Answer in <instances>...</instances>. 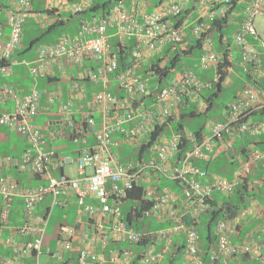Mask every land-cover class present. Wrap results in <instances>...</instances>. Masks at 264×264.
Segmentation results:
<instances>
[{"label":"built area","instance_id":"1","mask_svg":"<svg viewBox=\"0 0 264 264\" xmlns=\"http://www.w3.org/2000/svg\"><path fill=\"white\" fill-rule=\"evenodd\" d=\"M33 0H9L8 5L1 9L5 11V25L9 27V35L6 43L0 42V74L11 73L13 65L19 60L14 58L15 51L20 47L24 29V23L32 9ZM212 5L219 6L220 15L231 7L232 0H204ZM90 0H83L78 4H72L70 10L73 13L83 12L89 5ZM140 7V6H139ZM126 9L119 3L115 4L109 15L95 18L93 21H85L81 29L75 35L63 34L56 42L41 44L37 48L36 62L28 64L34 76L40 73L52 72L62 57L68 58L71 63H82L91 58L101 59L103 64L92 70H86L82 77L93 82L101 83L106 87L109 76L117 70L118 60L111 51V44L107 34L109 26H116L117 34L123 40L135 37L137 42L150 52L161 49L162 45L173 43L175 46L185 41L186 32L171 21L172 16H178L182 7L176 0L168 1L160 5L154 11H141L143 6ZM139 12V13H138ZM264 15V0H251L245 8V16L234 42L242 51V65L248 71L250 65H254L258 75H264L260 55L249 37L264 39V33L257 32L255 20L257 16ZM213 16V14H212ZM209 28L203 21L195 25L192 32L195 36H201ZM3 25L0 23V38L3 36ZM86 34L92 35L87 38ZM175 48V47H174ZM173 48V49H174ZM206 53L201 57L199 66L208 69L219 62V55L209 43L205 44ZM120 88L131 97L142 98L148 93L145 80L137 74L136 67H131L119 72L116 76ZM211 82L203 83L196 72L185 69L178 77L171 81L170 86L163 87L157 94L159 110L157 113L144 112L143 121L138 126L126 130L120 124L107 121L103 128H97L93 112L101 109L108 116L110 110L115 107L121 98L112 92L105 90L95 91L88 105L81 109H75L70 100H61L58 112L61 116V124L64 129H71L72 138L76 141L87 143V133L94 134L96 143L92 146L83 147L78 155L58 153L54 149L47 148L50 141L58 138L62 133L59 130L44 131L42 126L35 123L34 118L41 108L42 93L33 87L30 92L22 93L12 84L0 85V100L12 99L15 109L12 112H0V127L10 129L28 136L31 147L26 149L21 157L0 155V172L17 169L21 172H31L41 182L36 186H21L13 175L0 174V196L3 199L1 214L0 235L2 227L9 225L10 206L17 196H22L25 203V217L19 227H10L11 236L6 239L7 244H12L13 257H5L2 264H25L22 258L33 252H42L43 242L46 235V227L53 208L67 203L65 196L75 198L79 207L78 221L85 218L93 220L96 224L94 233L95 241L105 248L110 239L138 243L145 239V235L130 226L122 217L120 202L127 192L142 180H146L149 170L172 179L181 181L184 190L182 206L192 218L199 216L209 207L208 199L215 191L229 194L237 188L243 178L228 179L219 175H213L209 182H202L199 177H206V172L195 165L193 158L209 159L212 150L217 146L215 155L229 152L233 148L236 137L250 134L259 136L264 132V121H253L251 115L264 109V85H248L229 105L225 119L210 125L209 134L202 136L201 143H197L193 134L190 140L195 143L192 151L182 157H176L179 152L181 137L174 135L161 140L156 156L148 163L135 164L119 162L110 149L112 134L115 130L125 132L128 137L136 136L144 127L150 116L164 120L170 115L172 108H178L182 101V94L178 87L194 89L197 91L203 87H210ZM189 89V90H190ZM189 90L187 93H189ZM59 94L58 91L50 93L53 101ZM82 114L81 122L74 119L73 114ZM205 149V151H204ZM264 158V149H254L251 152L252 163H257ZM68 166H75L77 177L64 173ZM248 164L243 163L239 174L244 176ZM61 171V172H60ZM57 173V174H56ZM246 176V174H245ZM264 180V175H263ZM250 184L261 185V180H250ZM147 197L153 198L152 208L146 211L147 215H154L160 219L167 218L171 221L168 228L161 229L157 233V241L164 240L170 243L174 235L185 233L187 264H217V255L212 254L209 261L199 256L200 237L198 232L190 227L185 229L182 218L177 213L179 196L164 189L162 195H155L152 188L147 189ZM51 198L52 202L44 214L35 212L36 205ZM89 199H92L90 202ZM260 214L259 209L250 207L241 215ZM240 216L234 219L222 220L217 225L219 236V251L224 255L233 252H256L260 250L258 243L252 245L247 242L233 243L231 237L237 232ZM16 235L33 236V240L20 243L15 240ZM73 228L64 229L58 238L56 254L73 249V241L78 236ZM155 243L149 245L142 252H134L129 249L112 250L108 257L106 254L96 251L94 244L86 245L79 250L78 264H160L164 252L155 250ZM49 252L51 250L47 249ZM138 257V258H137Z\"/></svg>","mask_w":264,"mask_h":264},{"label":"crops","instance_id":"2","mask_svg":"<svg viewBox=\"0 0 264 264\" xmlns=\"http://www.w3.org/2000/svg\"><path fill=\"white\" fill-rule=\"evenodd\" d=\"M82 0H34L33 1V11L31 15L27 18L25 25H24V35L23 40L21 44V48L16 53L15 57L19 59L20 63L13 66V70L11 73L7 75H0V85L9 83L14 85L17 89H19L22 93H28L33 87H37L40 89H43L44 95L41 97V108L39 113L35 116L34 121L39 126H42L45 130L44 131H53V130H59L62 134L58 136V138L53 139L50 141L47 148L54 149L57 152H60L62 154L64 151H74L72 153H68V155H78L79 151L82 149V147L94 145L96 142V139L93 134L86 135L87 137V143H83V141L76 142L72 138V131L71 129L67 128L64 129L63 125L61 124V117L58 113V109L61 103V100L64 102L72 101L77 109L84 108L88 105L93 93L95 91H99L104 89V85L101 83L93 82L91 80L85 79L82 77V74L86 70H92L97 68L98 66L103 64V61L101 59H94L91 58L89 60H84L82 63H71L68 58L62 57L60 59L59 64H57L54 68V70L48 74L40 73L38 76H34L32 72L30 71V67L28 64L24 63L23 61H27L30 63L36 62V55L30 54L28 52H24L26 50V46H24L23 42L25 39L26 34V24L29 22V25H34L35 27H38V31L35 34V36L32 38L31 41H34L36 39H40L41 41L45 39H50L46 43H52L54 40H58V38L63 34H71L75 35L78 33V31L81 29V26L83 25V22L85 21H93L95 18L100 17V15H97V13L85 11L81 13H73L70 10L71 4L79 3ZM94 0H90V2L93 3ZM168 1L172 0H120L118 3L125 7L126 9H132L134 7H139V9L143 6L141 11H144L145 9L149 12L156 10L160 5L163 3H166ZM179 1V0H176ZM181 7H182V14L180 16H185L184 20L181 22L180 26L185 30L186 32V38L185 41L177 44L179 50L178 53L181 56V61L183 60V56H188L190 54L187 53H193L196 48H193L197 41V37L192 32V28L199 24L201 21L205 23H210L211 20L215 17H219L221 12H219V6L218 5H212L204 0H194V3L191 4L192 0H180ZM240 2L238 4H245L244 0H239ZM1 4H7L9 3V0H0ZM93 5V4H92ZM91 7V6H90ZM89 8V7H88ZM236 10V9H235ZM243 11V10H242ZM139 13V12H138ZM213 14V16H212ZM171 17V20L173 22H177L181 17ZM245 16L244 12H236L232 13V16L230 19V24L235 27V31L239 28L242 17ZM264 16V15H259ZM0 20L5 21V12L1 11L0 8ZM256 21V20H255ZM256 24V29L258 33L263 32L264 30V22L262 24H259V27ZM9 27L4 25V36L1 38V42L6 43L9 35ZM107 34L109 36V40L111 44L116 43L117 41L121 42L122 45H126L128 48L131 47L134 42H137L135 37H132L131 39H121L119 35L117 34V28L116 26H109L107 28ZM92 35L86 34V37L89 38ZM250 42L257 48V50L261 47L264 48V41L263 40H257L254 38L249 39ZM226 41V38H225ZM55 42V41H54ZM140 45V46H139ZM113 47V46H112ZM161 49H158L157 52H150L149 50L145 49L141 44H137L136 46H133L132 48V55H135V60L139 61L141 65L138 67L141 69L143 66L145 69L154 62L159 56H162L163 54L167 53L172 54V52L175 50H170V44H164L161 46ZM233 47L237 48L240 52V49L233 45ZM233 47H231L229 50L231 54H233ZM113 49L116 51L117 48L113 47ZM201 53L203 51V48H198ZM133 50L135 52H133ZM219 54H222L221 51L216 50ZM177 52V50H176ZM138 53V54H137ZM203 54V53H202ZM234 55V54H233ZM202 55H200L201 57ZM168 58V57H167ZM166 58V59H167ZM235 58V56H233ZM236 60V59H235ZM151 63V64H150ZM165 63L164 61L161 63V66ZM187 67H193L196 66H187ZM211 68L216 69V67L212 66ZM199 71V70H198ZM151 72H147V77H149V81L154 83L155 76L153 77ZM207 77L209 75L207 73L202 72ZM216 74V70H215ZM9 76V77H6ZM245 80V78H244ZM249 81L245 80V85H247ZM149 84V83H148ZM41 85V87H40ZM77 86V87H75ZM19 87V88H18ZM55 87V88H53ZM75 87V88H74ZM150 94L146 96V98L143 99H132V97L128 96L120 87L118 84V81L116 79H112L109 83L108 89L111 90L117 97L121 98V101L118 102L116 107H113L109 115L107 116L104 111L101 109H97L94 112V117L96 120V126L98 128H103L107 121H111L113 124L119 123V118L121 126H123L126 130H129L133 127H136L138 124H140L143 121L142 115L145 111H157L158 105L156 101V92L151 94V90H154L151 88V85L148 86ZM160 88V87H159ZM159 88H156L157 90ZM244 89V88H243ZM58 91L61 94H59L53 101L50 100V93ZM204 93V92H203ZM192 95L191 101L193 103L205 102V99L202 97L199 99L197 95ZM15 109V103L12 99H8L6 101L0 100V112H12ZM75 119L78 122H81V114L79 112L75 113ZM156 117L150 116V119L145 122V127L138 133V135L135 138L127 137L125 133L121 130H115L112 134V144L111 151L114 153L115 157L122 158V155L126 153V151L129 150L131 146H140L144 141L148 140L149 132L151 131L154 123H156L158 120L154 119ZM253 121L258 120H264L263 117H260V115L253 116ZM15 134L19 136L20 139H23L26 141V145H22L18 141L15 140ZM264 137V133L262 137H257L256 141L254 139L250 140V137L248 138L251 142H262L261 139ZM252 138V137H251ZM15 144L17 147V151H20L19 153L14 154L21 155L22 152L28 148L31 147V143L29 141V138L27 135L19 133V132H13L10 129H8L6 126L0 127V149H6L7 147L11 146V144ZM245 144V143H244ZM248 144V143H247ZM72 145H76L74 148ZM259 147H264L263 144H259ZM78 147V149H77ZM251 147V145H250ZM0 154L7 155L11 153H4L3 151H0ZM13 155V154H12ZM123 161V160H122ZM126 162V161H125ZM74 169V171L72 170ZM15 169H12L10 171H1L0 174L3 175H13L14 178L19 181L18 177H26L29 181L36 183L38 181L35 180V176L32 177L30 174H27V172H23L21 174H18V172H14ZM68 170V171H67ZM61 172V171H60ZM64 173H66L69 176L77 177L78 172L75 166H70L69 169L67 167L64 169ZM57 174V173H56ZM67 198V203L63 206L64 208L71 209V211H74V217L71 218L73 223L66 224L65 222H62L61 225H73L75 223L77 213H78V205L75 200V198L71 195L65 196ZM92 199H89L88 201H91ZM52 199L47 198L44 202L40 203L36 207V212L40 214H44L48 207L51 205ZM24 199L22 196H18L14 200L13 204V210L15 211V216H18L21 218L24 214ZM1 201H0V213H1ZM260 208V207H259ZM64 216L66 219H69L68 213L64 212ZM254 227H248V222L242 224L241 232L239 235H235L233 237V240L239 241L243 239H248L246 236H252L256 237L257 231H260L261 227H256V230L253 229ZM249 229V230H248ZM253 229V230H252ZM60 231V229H59ZM59 231L57 232V235L59 234ZM245 235H244V233ZM9 236V229L4 228L3 234L0 237V257L1 255H12V250L10 248H5L3 246V239L5 237ZM31 237H26V239H29ZM79 242H75V246L78 245ZM161 246V244H160ZM123 247V246H120ZM52 248V247H51ZM53 249V248H52ZM77 256V251H73L72 255L69 254L68 258H71L72 256ZM25 263L32 264L34 262V258L31 256L30 258H24ZM61 261V260H60ZM59 261V262H60Z\"/></svg>","mask_w":264,"mask_h":264},{"label":"trees","instance_id":"3","mask_svg":"<svg viewBox=\"0 0 264 264\" xmlns=\"http://www.w3.org/2000/svg\"><path fill=\"white\" fill-rule=\"evenodd\" d=\"M120 0H94L93 1V5H90L89 8H87L85 11H90V12H94L97 13V15H100L102 17H105L107 15H109L112 7L118 3ZM245 4H238L240 1L239 0H232V5L230 8H228L223 15H220L219 17H215L211 20L210 23H207L209 25V28L202 33V35L200 37H197V41L195 43V45L193 46V48H201L204 41L207 39H210L211 34H215V33H219V47L221 49L222 52V59L221 61L218 63L217 67H216V76L217 78L215 80L209 81L208 77L205 75H201L203 73H201L200 71L198 72L196 69V72H198V78L203 82H211V86L207 88L208 94L207 93H203V89H199L197 91H194V89H190V87H188L187 89H183L181 87H178L180 94H182L183 99L180 103V107H179V112H172L169 116L166 117L165 120L163 121H157L156 123H154L151 131L149 132V137H148V141H144V143H142V145L139 146V158L141 159L143 157V155H145V153L149 150H151L153 148V145L159 141L160 139H162L165 135H174L177 134L179 136H181L182 140H181V144H180V153H183L185 151H187L188 149L191 148V142L188 140L187 137V125H186V120L187 119H196L199 116H202V114H204L205 110L209 111L214 103V98L216 96H218V92L222 90V85L224 83V81L226 80V78L228 77L229 73L234 70L236 67L235 66V58H233V54H231L230 52V48L233 47V43L229 40H227L226 37V33H225V28L229 26V22H230V17L232 16V13H238V12H244L246 6L248 5V3L251 2V0H244ZM1 4V2H0ZM3 6H5L6 4H2ZM236 9V10H235ZM243 10V11H242ZM182 14V13H181ZM186 16V15H185ZM185 16H180L181 19H179L177 22H175V25L180 26L181 22L184 20ZM242 20L240 19V21L242 22L244 19V16H241ZM175 18V17H174ZM132 38V37H131ZM130 38V39H131ZM226 38V41H225ZM41 40L38 38L34 41H31L29 43V45L26 47V50L24 52H27L29 49L33 48L35 45H37ZM138 44V42H134L132 45H130L131 47H127L126 45H122L121 42L117 41L116 43L111 44V49L112 51L116 54L117 56V60H118V66H117V70L114 74H111L109 76V81L106 84L105 90H108L110 92H112L111 90L108 89L109 83L111 82L112 79H116V76L119 72L126 70L128 68L131 67H136V72L138 71V67L141 65V63L137 60H135V55H132V48L133 46H136ZM170 50H173V48L175 49L172 54H163L162 56H159L156 61H154L149 67L148 69H145V74L147 75V72H151L150 74H152V76H155V81L154 83L151 85L152 89L151 90V94L156 92V95L159 93V91L166 86H170L171 85V80L173 77H175L176 75H178L180 72H182L183 68L178 70L177 72H174L175 68L178 66V64L181 62V55L182 53H178V46L173 43H169ZM212 44V43H211ZM117 48V50L115 51L113 49V47ZM140 46V45H139ZM235 49V47H233ZM177 50V52H176ZM239 51V50H238ZM133 52H135L133 50ZM154 52H157V50H155ZM259 55H260V59H261V63L263 65V69H264V48L261 47L258 49ZM138 54V53H137ZM187 54H192V53H187ZM240 54V58L242 61V52H239ZM168 57V58H167ZM167 58V59H166ZM165 59V63L161 66V63L164 61ZM242 69L244 78L246 81H250L252 80L253 82H260L261 84L264 85V78H261L260 80L255 81V78H257V72L255 69L254 65H250L248 67V71L244 70V66L240 67ZM239 68V69H240ZM202 70H206V69H202ZM138 74V72H137ZM140 75V74H138ZM141 76V75H140ZM144 79L143 76H141ZM261 77V76H259ZM117 80V79H116ZM118 81V80H117ZM147 87L149 86L147 80H145ZM119 84V82H118ZM77 87V86H75ZM74 87V88H75ZM120 87V84H119ZM160 87V88H159ZM37 88V87H36ZM156 88H159L158 90ZM190 89V90H189ZM103 90V89H102ZM189 90V93H187V91ZM31 91V90H30ZM29 91V92H30ZM113 93V92H112ZM148 94H150L149 92V88H148ZM193 93L198 95V98L200 97H204L205 102H206V107L205 110H201L197 107L196 103H193L191 101L190 96L193 95ZM114 94V93H113ZM147 94V95H148ZM157 97V96H156ZM75 107V105H74ZM75 109H77L75 107ZM59 113V112H58ZM81 114V113H80ZM60 115V114H59ZM75 113L73 114V117L75 119ZM260 115V117H263L264 119V109L263 111H256L252 114L253 116H257ZM61 117V116H60ZM82 117V114H81ZM61 121V120H60ZM171 128V130H169V128ZM203 130V127L198 129V130H194L192 131L193 134H195L196 137V142L200 143L202 136H201V131ZM262 137V136H261ZM254 139L256 141L257 138L252 137L250 138V140ZM248 138H245L244 140H241V138H239L238 140L235 141L234 144V153L230 152V153H222L220 154L215 160H209V161H202V160H198L195 159V162L202 167L203 169H205L209 175L212 173H217L220 174L226 178H233L234 173L236 171V169L239 168L240 166V156L242 157H248L249 155V149H248V145L250 143V141H248ZM261 143L260 142H255L256 147H259V144H263L264 145V137L261 139ZM245 143V144H244ZM248 143V144H247ZM260 148H264V147H260ZM181 156V155H179ZM121 162H123L120 159ZM264 161L259 163L257 172H262L263 168H264ZM224 167H226V169H224ZM255 168V167H253ZM255 169H253L252 171H254ZM14 172H18V174H21L23 172H19L18 170H14ZM19 181L21 184L23 185H35V183L29 181L28 179H26V177H18ZM36 176H35V180H36ZM160 181L162 182L160 187L163 186H167L170 187L171 189H176L177 187H180V182L179 180H169L165 177L159 176ZM248 179H245V182L243 184H241L240 186L237 187V189L235 190V192L233 193V195L231 196H223L219 193H215L214 197L212 198V200H210V206L208 211H206V213L200 218V220L198 221V219H189L188 217L185 218V222L187 225H191L194 228H196V230L199 232L200 236H201V246H204L206 250L210 249L209 247L213 244H215L216 241V234H215V228L217 225V222L219 220L222 219H226V218H232L234 216H236L240 210L243 207H246L248 205L249 199L250 197H258L260 199L264 198L262 196H264V187H261L260 189H256L253 188L251 190L248 189V185H247V181ZM173 184V185H172ZM177 186V187H176ZM146 185H139V186H134L133 189L129 190L127 192V195L124 197V199L122 200V217L123 219H125L127 221V223L129 225H131L132 227H134L135 229H137L140 232H147L142 230V227L145 228V221L148 219L147 216L145 215V212L147 210H149L152 205H153V199H150L149 197H147V192L145 190ZM177 188V192H179ZM180 193V192H179ZM1 216V214H0ZM16 218L15 217V211L12 209V216H11V222L12 223H17V220L13 219ZM19 220V219H18ZM0 223H1V219H0ZM258 224H264V220H252L251 218L248 219V227H255ZM165 227L167 226L166 223L165 224H156V228L157 227ZM249 230V229H248ZM62 232H64V230L60 229L59 231V236H61ZM244 233V231H243ZM11 235V230L9 229V236ZM245 235V233H244ZM7 236V238L9 237ZM17 240L19 242H26V241H30L31 238L26 239L24 237H20L17 238ZM148 238L146 237L145 239H142V241L138 242V243H129L127 242L126 244L128 246H144L146 245L148 242L147 241ZM101 245V244H99ZM116 245H119L118 243H116L114 240H110L107 244V246L105 248H102L101 246L97 249V251L99 253H104L106 254V257H108L110 251H112L114 248H116ZM206 245V246H205ZM126 245H123L124 248H130ZM42 252L39 254V260L42 264H49L50 262H42L41 261V257L43 254H47L51 257H55L53 253L47 251L46 247H42ZM183 246L179 247L178 251L180 253V251H182ZM136 249V248H133ZM69 252V251H68ZM67 252V253H68ZM37 254L36 252H33V258L34 260H37ZM179 257H174L173 255L166 257V259L164 260V262H162V264H179ZM66 258V257H65ZM77 259V257L74 255L69 259H66L63 263L59 262L57 264H74V260ZM247 257H243V260H246ZM253 263L255 264H260V262L258 260H255ZM78 264V261H77ZM238 264H243V263H238ZM261 264H264L261 263Z\"/></svg>","mask_w":264,"mask_h":264},{"label":"clouds","instance_id":"4","mask_svg":"<svg viewBox=\"0 0 264 264\" xmlns=\"http://www.w3.org/2000/svg\"><path fill=\"white\" fill-rule=\"evenodd\" d=\"M34 1V0H33ZM33 1H32V9H31V12H30V14H29V16L31 15V13H32V11H33ZM83 1V0H82ZM81 1V2H82ZM178 2V1H177ZM80 3V2H79ZM75 4H78V3H75ZM117 4V3H116ZM72 5V4H71ZM90 5H92V2L90 3ZM89 5V6H90ZM181 5V4H180ZM0 6H1V4H0ZM88 6V7H89ZM87 7V8H88ZM1 8V7H0ZM86 8V9H87ZM85 9V10H86ZM85 10L83 11V12H85ZM1 11H4V10H2L1 9ZM5 12V11H4ZM82 12V13H83ZM81 13V12H80ZM182 13V12H181ZM181 13H180V15H181ZM75 14H77V13H75ZM180 15H178V16H172V17H179ZM5 16H6V14H5ZM28 16V17H29ZM27 17V18H28ZM100 17H102V16H100ZM99 17V18H100ZM5 19H6V17H5ZM171 19V18H170ZM27 20V19H26ZM172 21V20H171ZM5 22H6V20L3 22V21H1L0 20V23L3 25V29H4V25H5ZM26 22V21H25ZM173 22V21H172ZM173 23H175V22H173ZM24 25H25V23H24ZM193 29V28H192ZM237 31H238V29H237ZM236 31V32H237ZM258 32V31H257ZM66 34H68V33H66ZM236 34V33H235ZM260 35L262 34V33H259ZM23 35H24V29H23ZM23 35H22V40H23ZM71 35V34H70ZM3 36H4V32H3ZM2 36V37H3ZM62 36V35H61ZM60 36V37H61ZM1 37V38H2ZM59 37V38H60ZM196 37H198V36H196ZM200 37V36H199ZM1 38H0V42H1ZM58 38V39H59ZM250 38H253V37H249V39ZM255 39V38H254ZM257 40H260V39H257ZM261 40H263L264 41V39H261ZM110 41V40H109ZM250 41V40H249ZM56 42V41H55ZM1 43H3V42H1ZM44 43H46V42H44ZM44 43H42V44H44ZM52 43H54V42H52ZM206 43H209L210 44V46H211V42L207 39V40H205L204 41V43H203V45H202V48H203V54H202V56L206 53V49H205V44ZM235 43V42H234ZM21 44H22V41H21ZM46 44H50V43H46ZM110 44H111V42H110ZM252 44V43H251ZM39 45H41V44H39ZM38 45V46H39ZM253 45V44H252ZM235 46L236 47H238V45H236V43H235ZM212 47V46H211ZM255 47V46H254ZM20 48H21V45H20V47L15 51V53H14V58L15 59H17L16 57H15V55H16V53H18V51L20 50ZM38 48V47H37ZM213 48V47H212ZM239 48V47H238ZM214 49V48H213ZM240 49V48H239ZM255 49L257 50V48L255 47ZM111 51H112V49H111ZM214 51H216L215 49H214ZM240 51H241V49H240ZM258 51V50H257ZM113 52V51H112ZM242 52V51H241ZM153 53V52H152ZM216 53L219 55V62L221 61V59H222V55L221 54H219L217 51H216ZM259 53V52H258ZM36 56H37V52H36ZM201 56V57H202ZM201 57H200V60H201ZM17 60H19V59H17ZM200 60H199V62L197 63V65H196V67L195 68H193V67H185V68H183V70H182V72L185 70V69H187V68H191V69H193L195 72H196V69H201L200 68V66H199V63H200ZM218 62V63H219ZM19 63H20V61H19ZM18 63V64H19ZM14 65H16V64H14ZM13 65V66H14ZM218 65V64H217ZM217 65H215L214 67H217ZM211 68V67H210ZM210 68H208V69H210ZM12 70H13V68H12ZM12 72V71H11ZM182 72H180L178 75H176L175 77H178ZM258 73V72H257ZM256 73V74H257ZM196 74H197V72H196ZM1 75V74H0ZM259 76H261V75H258L257 74V78H255V81H257V80H260L261 78H264V75L263 76H261V77H259ZM175 77H173L172 78V80L175 78ZM171 80V81H172ZM259 84H261L260 82H253L252 80H250L248 83H247V85L245 86V87H247L248 85H259ZM244 87V88H245ZM148 88V87H147ZM127 94V93H126ZM194 94V96L195 95H197V94H195V93H193ZM128 95V94H127ZM128 96H130V95H128ZM146 96H148V95H146ZM146 96L145 97H142V98H134V97H132V99L134 100V99H143V98H146ZM157 96V95H156ZM193 96V97H194ZM198 96V95H197ZM131 97V96H130ZM190 97H192V96H190ZM203 99H204V97H202ZM183 99V98H182ZM199 99H200V97H199ZM156 101H157V97H156ZM157 105H158V103H157ZM116 107V106H115ZM179 107H180V105H179ZM179 107L178 108H172V110H171V113L172 112H176V113H178L179 112ZM206 107V106H205ZM229 108V107H228ZM97 110V109H96ZM158 110H159V105H158ZM158 110L157 111H151V112H153V113H157L158 112ZM260 111H263V110H260ZM94 112H95V110H94ZM94 112H93V116H94ZM145 112H148V111H145ZM170 113V114H171ZM152 117H155V116H152ZM251 117H252V115H251ZM94 119H95V117H94ZM150 119V118H149ZM148 119V120H149ZM154 119H156V120H158V121H163V120H161V119H159L158 117H156V118H154ZM166 119V118H165ZM164 119V120H165ZM225 119V118H224ZM223 119V120H224ZM147 120V121H148ZM223 120H220V121H218V122H221V121H223ZM96 121V120H95ZM259 121H264V120H259ZM212 125V124H211ZM138 126V125H137ZM123 127V126H122ZM144 127H145V122H144ZM143 127V128H144ZM9 128V127H8ZM98 128V127H97ZM124 128V127H123ZM134 128V127H133ZM142 128V129H143ZM100 129V128H99ZM132 129V128H131ZM141 129V130H142ZM12 130V129H11ZM130 130V129H129ZM14 131V130H13ZM17 132V131H16ZM125 133V132H124ZM264 133V132H263ZM263 133L261 134V135H259L260 137L261 136H263ZM89 133H87V135H88ZM90 134H92V133H90ZM190 134H193L192 133V131L191 130H188V132H187V137H188V140L191 142V148L190 149H188L187 151H185V152H183V153H180V149H179V152H177V154L175 155L176 157L178 156V157H182V156H184L185 155V153H187V152H189V151H192L193 150V148H194V146H195V143L192 141V140H190V138H189V135ZM209 134V131H205V130H202L201 131V136H203V135H208ZM94 135V134H93ZM126 135V134H125ZM138 135V134H137ZM136 135V136H137ZM174 135H177V134H174ZM174 135H165L163 138H165V137H172V136H174ZM194 136H195V134H193ZM127 136V135H126ZM136 136H134V137H131V138H135ZM179 136V135H178ZM245 136H250V137H255V138H257V137H259V136H252V135H250V134H246V135H243V136H238V137H236L235 138V140H234V143H233V148H232V150H230L229 152H227V153H230V152H232V153H234V144H235V141L236 140H238L239 138H241V137H245ZM95 137V136H94ZM128 137V136H127ZM181 137V136H180ZM162 138V139H163ZM86 139H87V137H86ZM96 139V138H95ZM162 139H160L159 141H157L154 145H153V148H154V151L152 152V154L149 156V158L146 160V158H145V156L143 155V157L141 158V159H139V162L138 163H135L134 162V160H132V161H123L122 163H130V162H133V163H135V164H144V163H148L153 157H155L156 156V151H157V148H158V146H159V144H160V142H161V140ZM195 139H196V137H195ZM181 140H182V138H181ZM88 141V140H87ZM148 141V140H147ZM201 141H202V139H201ZM146 142V141H145ZM96 143V142H95ZM201 143V142H200ZM111 144H112V141H111ZM181 144V143H180ZM142 145V144H141ZM250 145H251V147H250ZM90 146H92V145H90ZM83 148V147H82ZM110 148H111V146H110ZM248 149H249V155H248V157H242V156H240L239 158H240V160H239V162H240V166H239V168L238 169H236V171H235V173H234V176H233V178H228V179H235L236 177H239L240 179L241 178H243V181L241 182V181H239V183H238V186H240L241 184H243L244 182H245V179H248L246 182H247V185H248V189L249 190H251V189H253V188H256V189H260L261 187H264V180H263V175H264V168H263V171L262 172H257V169H258V166H259V163H261V162H263L264 161V158L263 159H261L259 162H257L256 164L255 163H252V161H251V152L254 150V149H264V148H260V147H256V144H255V142H251V143H249V145H248ZM25 151V150H24ZM23 151V152H24ZM204 151H205V149H204ZM215 151H217V146L212 150V152H211V157L209 158V159H202V158H193V162L195 163V165H197L198 167H200L196 162H195V159H198V160H202V161H209V160H215L220 154H222V153H226V152H222V153H220V154H218V155H215ZM22 152V153H23ZM58 153H60V152H58ZM114 154V153H113ZM0 155H3V154H0ZM179 155H181V156H179ZM7 156V155H6ZM11 156H14V155H11ZM14 157H16V156H14ZM116 159L119 161V162H121L120 161V158H118V157H116ZM243 163H247L248 164V169L246 170V172L244 173V176H241L240 174H239V172H240V170L242 169V167H243ZM264 165V164H263ZM253 167H255V168H253ZM201 169H203L202 167H200ZM257 168V169H256ZM253 169H255L254 171H252ZM17 170V169H16ZM205 172H206V177H203V178H201V177H199V179L202 181V182H209V181H211L212 180V178H213V175H219V176H222V175H220V174H217V173H212V174H210L209 175V173L205 170V169H203ZM19 172H21V171H19ZM149 172V174L147 175V176H145V178L147 177V179L146 180H142L141 181V183L139 184V185H146V187H145V190H146V192H147V189L148 188H152L153 189V191H154V193H155V195H158V196H160V195H162V192H163V190L164 189H169L170 191H172V192H174V193H176L178 196H179V201H178V203H177V205H175L176 206V208H177V213H178V215L182 218L181 220L183 221V223H184V228L185 229H187V228H190V227H192V228H194L193 226H191V225H187L186 224V222H185V218L186 217H188L189 219H198V221L200 220V218L206 213V211H208V209H209V207L206 209V211H204L202 214H200L199 216H196V217H191L189 214H187V215H185V216H183V214H185L186 213V211H185V208L182 206V200H183V196H184V190H183V185H182V183H181V181H179L180 183V187L178 188V190H179V192H177L176 190H173V189H171L170 187H167V186H163V187H160L161 186V184H162V182L160 181V179H159V176H162V177H165V178H167V179H169V180H172V181H175V180H177V179H172V178H170V177H167V176H164L163 174H160V173H157V172H155V171H153V170H149L148 171ZM25 173V172H24ZM31 173V172H30ZM245 174H246V176H245ZM3 175V174H2ZM35 176V175H34ZM37 177V176H36ZM222 177H224V176H222ZM226 178V177H225ZM252 181V180H261V181H263L262 182V184L261 185H258V184H256V185H254V184H250V182L249 181ZM36 181H38L39 183L41 182V180L39 179V178H36ZM21 186H36V185H38L39 183H37V184H35V185H23V184H21L20 182H18ZM139 185H137V186H139ZM237 186V187H238ZM237 189V188H236ZM236 189H234V191L233 192H231V193H229V194H224V193H222V192H219V191H215L214 193H213V196H211V197H209V199H208V204H209V206H210V200H212V198L214 197V194L215 193H219V194H221V195H223V196H231V195H233V193L235 192V190ZM18 197V196H17ZM17 197H15V199L17 198ZM14 199V200H15ZM124 199V198H123ZM122 199V200H123ZM150 199H153V198H150ZM14 200L12 201V203H11V206H10V216H9V225H7V227L10 229V227H13V226H11V216H12V209H13V204H14ZM0 201H1V205H2V208H1V213L0 214H2V210H3V199H2V197L0 196ZM153 201H155L154 199H153ZM90 202V201H89ZM153 204H154V202H153ZM25 205V204H24ZM39 205V204H38ZM38 205H36V207L38 206ZM64 205H62L61 207H63ZM120 206L122 207V201L120 202ZM153 206V205H152ZM36 207H35V212H36ZM50 207V206H49ZM48 207V208H49ZM250 207H253V208H255V209H259L260 210V214H256V215H241L246 209H248V208H250ZM260 207V208H259ZM152 208V207H151ZM150 208V209H151ZM54 209V208H53ZM149 209V210H150ZM48 210V209H47ZM122 210V209H121ZM53 211V210H52ZM78 211H79V207H78ZM148 211V210H147ZM38 213V212H37ZM40 214V213H39ZM51 214H52V212H51ZM145 215L147 216V218L148 217H151V216H153V218L154 219H156V221H157V223H159V224H165L166 223V225L167 226H165V227H157V228H155L154 230H150V231H147V232H141L142 234H144L145 235V238L147 237L148 238V242H146L147 244L146 245H144V250H145V248L149 245V243L150 244H152L153 242L155 243V250L157 251V252H160V251H163L164 252V256H163V258H162V261H161V263L160 264H162V262H164V260L166 259V257H169V256H171V255H173L174 257H179V256H184V261H185V263L187 262V258H186V238H185V233L184 232H181L179 235H174L173 237H172V241L170 242V243H168L167 241H164V240H158L157 241V233H158V231L159 230H161V229H165V228H168L169 226H170V224H171V221H169V219H167V218H164L163 220L162 219H160V218H158V217H156V216H154V215H147L146 214V212H145ZM238 216H240V220H239V223H238V225H237V232L235 233V234H233L232 235V237H231V241L233 242V243H241V242H247V243H249V244H252V245H254V244H256V243H258L259 245H261V248H259L260 250H257L256 252H248V253H241V252H233L232 254H230V255H224L223 254V252H220L219 251V236L217 235V225H218V223L220 222V221H222V220H227V219H234V218H236V217H238ZM24 217H25V206H24V214H23V216L21 217V218H19V220H18V223L16 224V227H19V226H21L22 225V223H23V220H24ZM50 217H51V215H50ZM249 218H251L252 220H264V200H262L261 201V199L260 198H258V197H250V199H249V202H248V205L246 206V207H243L241 210H240V212L236 215V216H234V217H232V218H226V219H222V220H219L218 222H217V225H216V228H215V234H216V241H215V244H213V245H211L209 248L210 249H208V250H206L205 249V247L204 246H201V236H200V234H199V232L196 230V228H194L197 232H198V234H199V237H200V244H199V254L197 255V256H199L200 258H202V259H206L207 261H209V259H210V257H211V255L212 254H215V255H217V261H216V263L217 264H238L239 262L240 263H243V264H255V263H253L255 260H258L259 262H260V264L261 263H263L264 262V224H258L257 226H259V228L261 227V229H260V231H257L256 230V227L257 226H255L253 229H255L256 230V232H257V234L258 235H256V237H254V235L252 234V236H251V238H249V239H243V240H239V241H234L233 240V237L235 236V235H239L240 234V230H241V227H242V224H244V223H247L248 222V219ZM0 219H1V216H0ZM49 220H50V218H49ZM49 220H48V223H47V227H46V233H47V228H48V224H49ZM125 220V219H124ZM127 222V221H126ZM1 224V223H0ZM131 226V225H130ZM6 226H3L2 227V233H1V235L3 234V230H4V228H5ZM66 228H73V229H75L77 232H78V237L76 238V239H74V241H73V249L72 250H69V251H71V252H73V251H77V258H78V254H79V250L80 249H82L84 246H86V245H92V244H94V247H95V249H96V251H97V249L100 247V243L97 241H95V239H94V233H95V230H96V224L94 223V221L92 220H88L87 218H85V219H83V220H81V221H78V213H77V217H76V220H75V223L73 224V225H64V224H62L61 225V228L60 229H62V230H64V229H66ZM252 229V230H253ZM137 230V229H136ZM138 231V230H137ZM140 232V231H139ZM62 234H63V232H62ZM61 234V235H62ZM1 235H0V237H1ZM11 236V235H10ZM9 236V237H10ZM8 237V238H9ZM20 237H24L25 238V236H21V235H16L14 238H15V240L17 241V242H19L18 240H17V238H20ZM26 237H31V240L30 241H32L33 240V236H28V235H26ZM45 237H46V235H45ZM60 236L59 235H57V240H56V243L58 244V238H59ZM7 237H5L4 239H3V242H5L6 243V239H8ZM44 240H45V238H44ZM110 240H113V239H110ZM109 240V241H110ZM116 243H118L119 245H116V248H114L113 250H124V249H129V250H132V251H134V252H138V253H140V252H142V251H140L138 248H136V249H133V248H124V247H120V246H122L121 244L122 243H127V241H116V240H114ZM27 242H29V241H26V242H24V243H27ZM75 242H79L78 243V245L77 246H75ZM20 243H22V242H20ZM160 244H161V246H160ZM9 245V244H8ZM43 246H44V242H43ZM181 246H183V248H182V251H180V253H179V251H178V249H179V247H181ZM206 246V245H205ZM44 247H46V249H50L51 250V253H53L54 254V256L55 257H59V258H61V263H63L64 261H65V258H64V255L65 254H67V252L68 251H64L63 253H61L60 255L59 254H56V251H57V248H54V249H52L50 246H44ZM10 249L12 250V255H1V257H0V264H2V259L3 258H5V257H13V256H15V255H17L15 252H14V247L13 246H10ZM48 251V250H47ZM31 256H33V253H31L30 254ZM29 256V255H28ZM243 257H247V259L246 260H243ZM138 258V257H137ZM22 260L24 261V257L22 258ZM36 262H37V260H36ZM35 262V263H36ZM24 263H25V261H24ZM35 263H32V264H35ZM39 263L40 264H42L41 262H40V260H39ZM25 264H27V263H25ZM187 264V263H186Z\"/></svg>","mask_w":264,"mask_h":264},{"label":"rangeland","instance_id":"5","mask_svg":"<svg viewBox=\"0 0 264 264\" xmlns=\"http://www.w3.org/2000/svg\"><path fill=\"white\" fill-rule=\"evenodd\" d=\"M178 2L180 3L181 1L179 0ZM193 3H194V0L191 1V4H193ZM255 22H257V25L259 27V24H262L264 22V16H257ZM255 26H256V24H255ZM37 31H38V27H35L34 25H29V22H27L25 39L23 42L24 46L27 47L29 45V43L31 42L32 38L35 36ZM225 33H226L227 40L231 41L233 43V45H235L234 39H235L236 31H235L234 25L232 26L231 24H229V26L225 28ZM260 33H264V30H263V32H260ZM49 40L50 39H47L45 37L44 40L40 41L37 45H35L33 48L29 49L27 52L30 54L36 55L38 45L42 44L44 42H48ZM208 40L212 43L211 46L215 50L221 51V49L219 47V44H220L219 43V33L211 34L210 39H208ZM54 41H56V40H54ZM54 41H52V42H54ZM202 53H203V51H202ZM202 53L199 49H197L192 54H190L188 56H183V58H182L183 60L175 68L174 72H177L178 70L185 68L187 66H196L200 60V55H202ZM233 54H234L235 59H236V61H235L236 65L235 66H238V67H236L234 70H232L229 73L228 77L226 78V80L224 81V83L222 85V90L219 91L218 96H216L214 98L213 106L209 111L205 110L206 102H203V103L195 102L197 107L199 109H201L202 111L205 110V112H204V114H202V116H199L196 119H187L185 121L188 130L194 131V130H198V129L203 127V130L209 131L211 124L218 122L220 120H223L225 118L229 105L232 103V101L234 100L236 95H238L243 90L244 85H245V80H244V75H243L242 69L240 68L243 65H242L240 54H239V51L237 48L233 49ZM199 71L201 73L202 72L207 73L209 75V77H208L209 81L215 80L217 78L214 68H210V69H206V70L199 69ZM137 72H138V74L143 76L145 80H147L149 85L153 84L151 81H149V77H147V75L145 74V69L143 66L141 67V69H138ZM198 72H197V76H198ZM6 77H9V76H6ZM5 84H9V83H5ZM40 87H41V85H40ZM53 88H55V87H53ZM207 88H208V86L202 88L204 94L205 93L208 94ZM38 90L42 93V95H44L43 89L38 88ZM171 128L172 127H170L169 130H171ZM8 129H10V128H8ZM11 131H13V130H11ZM13 132H16V131H13ZM249 137L250 136L241 137V140H244L245 138H249ZM15 140L18 141L19 143H21L23 146L26 145V141H24L23 139H20L17 134H15ZM72 146L74 148L76 147V145H72ZM77 149H78V147H77ZM0 151H3L4 153H11V154H7V155H12V154L14 155V154L20 152V151H17V147L14 143L11 144V146L7 147L6 149H0ZM153 151H154V148H152L150 151L148 150L145 153L144 156H145L146 160L149 158V156L152 154ZM72 152H74V151H68L67 150V151H64L63 153L68 154V153H72ZM21 155H19V156L16 155V157H21ZM139 159L140 158H139V147L138 146H131L129 148V150L126 151V153H124L122 155V158H121V160H123V161L134 160L135 163H138ZM69 167L70 166H68L67 169H69ZM224 169H226V167H224ZM72 170L74 171V169H72ZM27 174H30L32 177H34V174H32L30 172H27ZM37 183H39V182H36L35 184H37ZM177 188L174 190H177ZM262 197L264 198V196H262ZM262 200L263 199H261V201ZM64 212L68 213L69 219L65 218ZM15 217L16 218L13 217V219L18 221L19 217L18 216H15ZM73 217H74V211H71V209L64 208L61 206L55 207L52 211V214H51V217L49 220L47 233H46V237L44 240V246H50L53 249L57 248L56 240H57V232L60 229V224L62 222H65L66 224L73 223V221L71 219ZM17 223L11 222V226H13L14 229H16L15 227H16ZM145 224H146L145 228L142 227V230L150 231V230H154L156 228L157 221H156V219L153 218V216H151V217H148V219L145 221ZM5 228H8V227L6 226ZM246 237L248 239L251 238L250 236H246ZM121 245L122 246L123 245L128 246L126 243H122ZM3 246H5V248H10V246H12V244L8 245L7 243L3 242ZM128 247L138 248L140 251L144 250L143 249L144 246H133L132 245V246H128ZM69 254L72 255V252L69 251L67 254L64 255V258L65 257L68 258ZM30 257H31V255L24 256V258H26V259L30 258ZM60 260H61V258H59V257H51L47 254H43L41 257L42 262L48 263L51 261L49 264H57V263H59ZM35 262H36V260H34L33 263H35ZM179 262H180L179 264H186L184 261L183 255L179 258ZM74 264H77V259L74 260Z\"/></svg>","mask_w":264,"mask_h":264}]
</instances>
